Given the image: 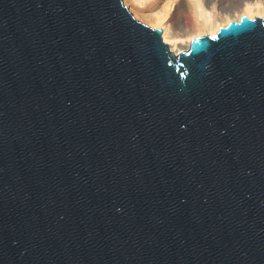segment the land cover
Masks as SVG:
<instances>
[{
  "label": "water",
  "instance_id": "obj_1",
  "mask_svg": "<svg viewBox=\"0 0 264 264\" xmlns=\"http://www.w3.org/2000/svg\"><path fill=\"white\" fill-rule=\"evenodd\" d=\"M163 32L0 0V264H264V17Z\"/></svg>",
  "mask_w": 264,
  "mask_h": 264
},
{
  "label": "bare ground",
  "instance_id": "obj_2",
  "mask_svg": "<svg viewBox=\"0 0 264 264\" xmlns=\"http://www.w3.org/2000/svg\"><path fill=\"white\" fill-rule=\"evenodd\" d=\"M141 20L162 24L172 50L187 48L193 37L215 33L243 14L264 17V0H125ZM256 15V16H255ZM189 20V21H188Z\"/></svg>",
  "mask_w": 264,
  "mask_h": 264
},
{
  "label": "rangeland",
  "instance_id": "obj_3",
  "mask_svg": "<svg viewBox=\"0 0 264 264\" xmlns=\"http://www.w3.org/2000/svg\"><path fill=\"white\" fill-rule=\"evenodd\" d=\"M126 2V1H125ZM127 5H129V7L131 8V6H132V4L130 5V3H126ZM132 9V8H131ZM133 11V10H132ZM259 16H262V15H259ZM137 18H139L138 16H136ZM140 19V18H139ZM143 21V20H142ZM189 21V20H188ZM144 22H146V21H144ZM146 23H148L149 25H151V26H153V27H156V26H162V24H155V25H153V24H151V23H149V22H146Z\"/></svg>",
  "mask_w": 264,
  "mask_h": 264
}]
</instances>
